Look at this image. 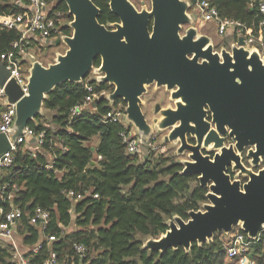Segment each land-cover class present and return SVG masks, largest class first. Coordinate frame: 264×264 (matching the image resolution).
Returning a JSON list of instances; mask_svg holds the SVG:
<instances>
[{"label":"water","instance_id":"water-1","mask_svg":"<svg viewBox=\"0 0 264 264\" xmlns=\"http://www.w3.org/2000/svg\"><path fill=\"white\" fill-rule=\"evenodd\" d=\"M62 1L73 17L72 33L55 43L68 49L48 66L32 62L27 92L0 61V86L17 110L9 134L0 133V154L43 114L48 94L92 72L114 87L101 98L112 103L123 98L127 121L148 142L155 127L143 112V95L151 85L165 87L176 107L155 106L161 115L157 129L168 130L164 140L178 143L179 156L188 154L179 160L181 173L198 176L208 189L207 200L190 210L188 219L174 215L167 231L144 240L143 248L189 251L193 242L208 243L216 233L228 235L238 226L258 239L264 230V166L259 167L264 162V56L246 48L243 37L239 45L215 50L211 37L194 25L197 0H149L141 6L110 0L119 21L107 24L99 21L101 9L93 0ZM144 147L149 150L147 143ZM245 152L252 167L243 162Z\"/></svg>","mask_w":264,"mask_h":264},{"label":"trees","instance_id":"trees-1","mask_svg":"<svg viewBox=\"0 0 264 264\" xmlns=\"http://www.w3.org/2000/svg\"><path fill=\"white\" fill-rule=\"evenodd\" d=\"M49 1L56 10L64 11L68 20L73 19L64 1ZM93 1L101 9V23L119 21L110 0ZM209 1L223 18L248 26L263 20L258 6H251L249 0ZM20 11L12 0H0V14ZM64 31L72 33L69 26ZM18 38L17 30L0 28V55ZM229 38L234 40V36ZM100 63L99 57L95 66ZM87 82L93 85L99 101L71 117L72 108L83 103L90 93ZM113 89L109 83L89 76L82 82L68 81L48 94L44 102L46 114L29 122L37 133H45L44 142L35 155L31 147L21 145L2 179L20 187L14 202L25 212L21 229L24 244L41 240L40 231L29 222V214L41 206L51 213L48 233L59 237L51 246L58 252L60 264L73 262L74 242L88 246L85 264H234L226 250L231 235L225 233H216L212 241L201 245L193 242L189 251L182 246L164 252L143 248L146 237H159L167 231L168 220L174 215L188 219L190 210L200 209L208 189L200 185L197 175L181 173L184 165L174 156L148 153L140 159L138 153H128L123 135L131 128L104 120L110 110L125 103L122 98L114 103L101 98L102 92ZM95 137L97 143H91ZM69 189L85 197L72 201L65 193ZM95 193L98 198L93 196ZM66 227L68 230L62 234ZM237 229L247 234L240 227L233 231ZM49 248L43 242L40 252L33 256L35 264L43 263ZM253 252L258 264H264V231ZM0 264H15L5 244H0Z\"/></svg>","mask_w":264,"mask_h":264},{"label":"built area","instance_id":"built-area-1","mask_svg":"<svg viewBox=\"0 0 264 264\" xmlns=\"http://www.w3.org/2000/svg\"><path fill=\"white\" fill-rule=\"evenodd\" d=\"M12 1L20 7L21 11L10 15L0 14V28L17 30L19 38L13 41L9 50L1 53L0 61L10 71V77L15 78L24 91L27 92L29 69L32 65L29 60L32 51L35 47L41 48L43 45L55 42L64 35H69L64 31V28L69 26L70 20L66 18L64 11L56 10L53 2L49 0ZM146 2L149 4V0H146ZM249 3L253 7L258 6L260 13L263 15V20L258 25L248 26L241 21L221 17L217 7L212 5L209 0H197L192 11H196L203 23L214 22L217 34L220 36H227L229 32L233 31L234 40L231 45H239V38L243 37L246 48L257 49L264 56V0H249ZM86 87L90 93L83 103L72 108L71 117L80 115L83 109L92 105L99 97L97 93H94L92 84L87 82ZM104 94L107 93L105 91L101 93V95ZM16 115V104L8 101L4 87L0 86V133L9 134ZM104 120L124 123V121H127L125 108H113L104 116ZM123 136L127 143L128 153H139L142 148H145L146 143L149 145V150L146 152L154 153L157 149L152 138L146 142L141 135H132L131 131ZM44 137V132L37 133L33 127L28 125L25 133L16 142L11 141L10 149L0 154V244L9 247L12 261L15 264H35L33 256L40 252L43 242H47L50 248L42 264H60L59 254L51 246L59 237L56 234L48 233L51 225L50 211L41 206H37L32 210L29 214V222L40 231L41 240L33 245L24 244L23 237L19 239L21 231L19 229L23 228L25 212L23 208L14 202L20 187L17 183L12 184L2 180L6 171L14 162L15 151L21 145H24L25 147H31L33 149L32 154L35 155V151L40 149L44 142ZM65 193L72 201H78L85 197V194L74 189L66 190ZM93 196L95 198L99 197L96 193ZM67 230V227L64 228L62 234H65ZM230 235L231 240L226 245L228 257L233 259L234 264H249L250 253L260 236L258 239H251L248 234L239 229L235 232L232 231ZM73 250L75 256H73L71 264H85L84 261L88 257V246L84 242H74Z\"/></svg>","mask_w":264,"mask_h":264},{"label":"rangeland","instance_id":"rangeland-1","mask_svg":"<svg viewBox=\"0 0 264 264\" xmlns=\"http://www.w3.org/2000/svg\"><path fill=\"white\" fill-rule=\"evenodd\" d=\"M138 6H141L144 1L146 0H133ZM194 25L198 29L199 34H205L211 37L212 43L215 47V50L220 51L222 47H228L230 44V41L232 39H228L230 36H220L217 34V28L216 24L214 22H208L203 23L202 20L199 18H196V21ZM68 49V46L62 42L59 45H56L55 42L49 43L47 45H43L41 48L35 47V49L32 51V56L30 57V64L33 62V60H40L44 65L48 66L51 63H54L57 60V57L59 54H64ZM95 76L92 72L89 75V78ZM107 93V92H106ZM109 93V92H108ZM157 104H161L163 108L166 107H176L175 101L171 98V92L168 91L165 87L156 88L155 85H151L148 87L147 93L143 95V104L142 109L143 112L146 115L147 120L155 127V131L152 135V141L155 142V145L157 146L156 151L153 153L156 156L159 155H165V156H174L175 158L179 160L187 159L188 154H184L179 156L177 154V148L178 143L176 142H169L166 143L164 140L165 135L168 133V130H158L156 120L161 118V115L155 111V106ZM118 108L122 109L125 108L124 104L120 103ZM45 111V110H44ZM45 113V112H43ZM125 125L127 127L131 128V134L135 135L138 134V131L134 125H132L131 122L124 121ZM98 140V137H95L91 143H95ZM229 144V141H227ZM145 148H142L141 151L138 153L140 159H143L148 155V152L145 151ZM243 162L246 166L252 167L251 160L247 158L246 152L243 154ZM264 162L259 166L263 167ZM235 176H237V173H235ZM75 226H72L74 228ZM21 229H19L20 231ZM18 231V232H19ZM23 235L20 231L19 233V239H22ZM149 237H146L148 239ZM250 261L249 264H258L254 252L252 251L250 253Z\"/></svg>","mask_w":264,"mask_h":264},{"label":"crops","instance_id":"crops-1","mask_svg":"<svg viewBox=\"0 0 264 264\" xmlns=\"http://www.w3.org/2000/svg\"><path fill=\"white\" fill-rule=\"evenodd\" d=\"M233 31H231V32H229V34L227 35V36H234V33H232ZM233 41V40H232ZM232 41L230 42V44H229V46L228 47H230V45H231V43H232ZM45 112V114H46V112L47 111H44ZM44 114V113H43ZM51 113L50 112H48V115H50ZM98 141V140H97ZM97 141L95 142V143H97Z\"/></svg>","mask_w":264,"mask_h":264},{"label":"flooded vegetation","instance_id":"flooded-vegetation-1","mask_svg":"<svg viewBox=\"0 0 264 264\" xmlns=\"http://www.w3.org/2000/svg\"><path fill=\"white\" fill-rule=\"evenodd\" d=\"M91 78H95V76H93V77H91ZM123 99V98H122ZM124 100V99H123ZM125 101V100H124ZM126 103V104H125ZM125 103H122V104H124V106L126 107V105H127V102L125 101ZM230 140H232V138L231 137H228L227 138V141H230ZM243 154H245V153H243Z\"/></svg>","mask_w":264,"mask_h":264}]
</instances>
